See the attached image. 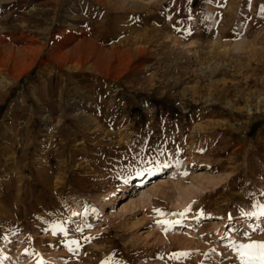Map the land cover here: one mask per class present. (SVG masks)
I'll use <instances>...</instances> for the list:
<instances>
[{
  "label": "rangeland",
  "instance_id": "rangeland-1",
  "mask_svg": "<svg viewBox=\"0 0 264 264\" xmlns=\"http://www.w3.org/2000/svg\"><path fill=\"white\" fill-rule=\"evenodd\" d=\"M261 205L264 0H0V264H245Z\"/></svg>",
  "mask_w": 264,
  "mask_h": 264
},
{
  "label": "bare ground",
  "instance_id": "bare-ground-1",
  "mask_svg": "<svg viewBox=\"0 0 264 264\" xmlns=\"http://www.w3.org/2000/svg\"><path fill=\"white\" fill-rule=\"evenodd\" d=\"M102 1V0H101ZM120 1V0H119ZM135 1V0H134ZM247 1V0H246ZM140 2V1H139ZM130 3H133V2H130ZM135 3V2H134ZM246 3V2H245ZM126 4V3H125ZM123 5V4H122ZM131 5V4H130ZM110 6V5H109ZM118 6V5H117ZM124 6V5H123ZM139 6V5H138ZM121 7V6H120ZM127 7V6H126ZM142 7V6H141ZM194 8V7H193ZM117 9V8H116ZM123 9V8H122ZM127 9H128V7H127ZM135 9V8H134ZM124 10V9H123ZM236 10V9H235ZM107 11V10H106ZM56 13V12H55ZM239 18V17H238ZM204 21V20H203ZM231 25V24H230ZM53 26V25H52ZM86 31V30H85ZM137 33V32H136ZM261 35V34H260ZM259 35V36H260ZM61 37V36H60ZM135 37V36H134ZM139 38V37H138ZM139 39H141V37L139 38ZM88 40V39H87ZM147 40V39H146ZM145 41V40H144ZM83 42V41H82ZM94 42V41H93ZM214 42V41H213ZM214 43H216V42H214ZM213 43V44H214ZM218 43V42H217ZM262 43H263V41H262ZM201 44V43H200ZM209 44H210V42H209ZM240 44V43H239ZM238 44V45H239ZM214 45H216V44H214ZM223 45V44H222ZM221 46V45H220ZM101 47V46H100ZM230 47V46H229ZM229 47H227V48H229ZM249 47V46H248ZM62 48V47H61ZM231 48V47H230ZM236 48V47H235ZM240 48V47H239ZM242 48H243V46H242ZM101 49V48H100ZM225 49V48H224ZM246 49H247V47H246ZM32 50V49H31ZM208 50V49H207ZM219 50V49H218ZM235 50V49H234ZM244 50V49H243ZM248 50V49H247ZM251 50V49H250ZM59 51V50H58ZM94 51V50H93ZM145 51V50H144ZM213 51V50H212ZM229 51V50H228ZM60 52V51H59ZM65 52V51H64ZM209 52V51H208ZM219 52H221V51H219ZM252 52V51H251ZM56 53V52H55ZM128 53V52H127ZM191 53V52H190ZM250 53V52H249ZM215 54V53H214ZM224 54H227V53H224ZM257 54V53H256ZM56 55V54H55ZM62 55H63V53H62ZM121 55V54H120ZM58 56V54L56 55V57ZM65 56V55H64ZM257 56H258V54H257ZM260 56V55H259ZM121 57V56H120ZM58 59H59V57H57ZM124 58V57H123ZM252 59V58H251ZM258 59V58H257ZM60 60V59H59ZM260 60V59H259ZM58 61V60H57ZM61 61V60H60ZM59 61V62H60ZM74 61V60H73ZM258 61V60H257ZM262 61V60H261ZM248 62H249V60H248ZM62 63H64V62H62ZM261 63V62H260ZM79 64V63H78ZM65 65V64H64ZM66 65H67V63H66ZM71 65H73V64H71ZM120 65V64H119ZM122 65V64H121ZM224 65V64H223ZM251 65V64H250ZM252 66V65H251ZM255 66V65H254ZM70 67V66H69ZM75 67V66H74ZM73 66H72V68H74ZM81 67V66H80ZM76 69V68H75ZM85 69V68H84ZM208 69V68H207ZM73 70V69H72ZM80 70V69H79ZM210 70V69H209ZM213 73V72H212ZM15 74V73H14ZM62 116V115H61ZM68 144V143H67ZM69 146V145H68ZM66 153V152H65ZM61 171V170H60ZM53 172V171H52ZM63 172V171H62ZM43 173V172H42ZM65 173V172H64ZM64 175V174H63ZM66 176V175H65ZM49 176H45V179H44V183L42 182V191H41V193H40V195H39V197H38V200L39 201H41V205L40 206H38V205H31L29 208H28V206L30 205V203L29 202H27V200H22V199H20L21 197L20 196H18L17 197V199H16V201L12 204L13 205V215H14V217L15 216H23V217H29V218H31V217H35V214L33 213V210H32V207L34 206L35 208L34 209H37V210H42V211H47V212H51L52 213V211H54L55 210V208L53 207V206H51L50 204H48V203H45V200L47 199V198H49L50 197V191L47 189V187H46V185H48V180H49ZM57 179H59V178H57ZM61 179V178H60ZM42 180V179H41ZM155 180V179H154ZM158 181H156V186H154V187H157V189H158V187L161 189V186H162V184L163 185H165L166 186V184H164V183H162L165 179L163 178V177H160L159 176V178L157 179ZM52 182V181H51ZM54 182H56V181H54ZM67 182V181H66ZM71 182V181H70ZM77 182V181H76ZM80 182V181H79ZM82 182V181H81ZM159 182H161V183H159ZM165 182V181H164ZM36 183H38V182H36ZM57 183V182H56ZM60 183V182H59ZM43 184H45V186L43 185ZM67 184V183H66ZM65 184V185H66ZM76 184V183H75ZM82 184V183H81ZM155 184V183H154ZM55 185V184H54ZM72 185V184H71ZM35 186V185H34ZM68 186H70V185H68ZM73 186V185H72ZM61 187H63V185H61ZM60 187V188H61ZM71 187V186H70ZM74 187V186H73ZM55 188V187H54ZM163 188H165V187H163ZM11 189V188H10ZM36 189V188H35ZM35 189H33V190H35ZM53 189V188H52ZM64 189H65V186H64ZM77 189V188H76ZM157 189H155V190H157ZM166 189V188H165ZM26 190V189H25ZM55 190V189H54ZM66 190V189H65ZM82 190V189H81ZM84 190H85V188H84ZM27 191V190H26ZM25 191V192H26ZM36 191V190H35ZM34 191V192H35ZM57 191H58V189H57ZM67 191V190H66ZM157 191H159V189L157 190ZM65 192V191H64ZM150 192V191H149ZM160 192V191H159ZM14 193V192H13ZM19 193V192H18ZM140 193H147V190H144V189H141V191L139 192V195H140ZM151 193H153V192H151ZM158 193V192H157ZM25 194V193H24ZM29 194V193H28ZM141 194V195H142ZM37 195V194H36ZM71 195V194H70ZM140 195V196H141ZM26 196V195H25ZM33 196H34V198H35V195L33 194ZM32 196V197H33ZM65 196V195H64ZM126 193L124 192V193H122V195H121V197L122 198H126ZM31 197V196H30ZM16 198V197H15ZM24 198V197H23ZM62 198V197H61ZM51 199V198H50ZM57 199V198H56ZM55 199V200H56ZM66 199H70V197L69 198H66ZM31 201H32V198L30 199ZM89 200V199H88ZM38 201V202H39ZM155 201H156V199H155ZM33 202V201H32ZM55 202V201H54ZM65 202H67V201H65ZM134 203V201H132V202H129V203H124V208H127L128 206L130 207V205L131 204H133ZM134 205V204H133ZM57 206V205H56ZM89 210L91 211V209L89 208ZM56 213V212H55ZM64 213V212H63ZM40 214V213H39ZM43 214V213H42ZM49 214V213H48ZM50 216V215H49ZM77 216V215H76ZM42 217H44V216H42ZM62 217V216H61ZM11 218V217H10ZM28 218V219H29ZM48 218V217H47ZM24 219V218H23ZM27 219V218H26ZM45 219V218H44ZM18 221V220H17ZM25 222V221H24ZM58 223V222H57ZM30 224V223H29ZM47 224V223H46ZM53 224H56V222L55 223H53ZM59 224V223H58ZM14 225V224H13ZM17 225H19V224H17ZM21 225H23L24 226V224L23 223H21ZM62 225V224H61ZM51 226V225H50ZM59 226V225H58ZM19 227V226H18ZM51 227H54V226H51ZM61 227V226H60ZM59 228V227H58ZM62 228V227H61ZM24 229V228H23ZM46 229H47V227H46ZM56 229V228H55ZM59 231V230H58ZM61 231V230H60Z\"/></svg>",
  "mask_w": 264,
  "mask_h": 264
},
{
  "label": "snow or ice",
  "instance_id": "snow-or-ice-1",
  "mask_svg": "<svg viewBox=\"0 0 264 264\" xmlns=\"http://www.w3.org/2000/svg\"><path fill=\"white\" fill-rule=\"evenodd\" d=\"M260 207V215H264V205L259 206ZM156 212H160V209H155ZM75 215V213H73ZM252 215H255L256 213H251ZM183 215V213H181ZM159 223H167L166 221H159ZM176 223H180V221H176ZM72 243H77L76 241H72ZM240 250V256L242 260L245 257H248L247 261H245V264H254V261H259V264H264V242L260 241H252L251 243L246 244H240L239 245ZM253 250V251H249ZM258 250V251H257ZM188 255L186 252L182 253H174V258H179L180 256Z\"/></svg>",
  "mask_w": 264,
  "mask_h": 264
}]
</instances>
